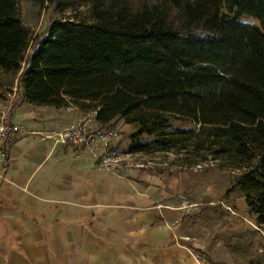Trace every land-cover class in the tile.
I'll use <instances>...</instances> for the list:
<instances>
[{
    "label": "trees",
    "instance_id": "1",
    "mask_svg": "<svg viewBox=\"0 0 264 264\" xmlns=\"http://www.w3.org/2000/svg\"><path fill=\"white\" fill-rule=\"evenodd\" d=\"M31 1L86 10L52 19L25 59L19 0H0V71L19 73L24 100L91 109L107 130L123 119L128 153L211 155L264 225V0Z\"/></svg>",
    "mask_w": 264,
    "mask_h": 264
},
{
    "label": "crops",
    "instance_id": "2",
    "mask_svg": "<svg viewBox=\"0 0 264 264\" xmlns=\"http://www.w3.org/2000/svg\"><path fill=\"white\" fill-rule=\"evenodd\" d=\"M18 90L0 162V264H200L164 220L151 178L111 174L83 145L48 137L81 109L30 104Z\"/></svg>",
    "mask_w": 264,
    "mask_h": 264
},
{
    "label": "rangeland",
    "instance_id": "3",
    "mask_svg": "<svg viewBox=\"0 0 264 264\" xmlns=\"http://www.w3.org/2000/svg\"><path fill=\"white\" fill-rule=\"evenodd\" d=\"M19 9L24 23L32 32V43L26 52V59L52 19L79 14L86 7L80 6L61 15L56 14L47 3L41 6L31 0H19ZM240 21L255 23L247 15H243ZM25 64L24 60L22 69ZM18 76L19 73L11 76L0 71V94L15 91L19 99ZM81 110L86 116L79 119L85 121L87 134H95L92 146L98 155L102 146L97 132L114 130L120 134L119 141L107 149L116 150L121 158L119 167L110 173L132 169L136 174L144 173L147 179H152L153 199L163 206L164 220L169 225H176L174 234L177 240L188 246L200 264H264V225L255 221L241 191L231 186L238 170L191 148L125 154L131 126L120 119L113 129L107 130L92 119L95 115L93 110ZM98 147L100 149L97 150ZM94 158L100 166L99 159ZM193 160L199 163L190 165L189 162Z\"/></svg>",
    "mask_w": 264,
    "mask_h": 264
},
{
    "label": "built area",
    "instance_id": "4",
    "mask_svg": "<svg viewBox=\"0 0 264 264\" xmlns=\"http://www.w3.org/2000/svg\"><path fill=\"white\" fill-rule=\"evenodd\" d=\"M14 93H8L7 98L0 101V162H4L6 159L4 152V144L7 140L11 139L13 131L15 129V124L12 122L10 117V107L12 104V99L14 98ZM95 114V111H94ZM85 121L77 119L73 124L64 128L60 132L54 135L48 134V137L54 138L56 142L67 144V145H83L86 149L91 151L97 159H99V167L104 170L111 172L119 167V161L121 158L117 156V151H108L109 146L116 144L120 139V134L117 131H100L99 138L101 140L102 151L99 155L95 152V148L92 146V140L94 133L85 132ZM97 150L100 147L96 148ZM125 154H129L126 152Z\"/></svg>",
    "mask_w": 264,
    "mask_h": 264
}]
</instances>
